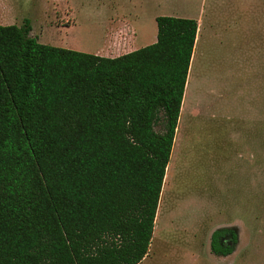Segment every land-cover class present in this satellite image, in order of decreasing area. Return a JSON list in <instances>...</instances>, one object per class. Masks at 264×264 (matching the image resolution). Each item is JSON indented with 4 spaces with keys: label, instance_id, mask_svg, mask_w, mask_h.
I'll list each match as a JSON object with an SVG mask.
<instances>
[{
    "label": "trees",
    "instance_id": "trees-1",
    "mask_svg": "<svg viewBox=\"0 0 264 264\" xmlns=\"http://www.w3.org/2000/svg\"><path fill=\"white\" fill-rule=\"evenodd\" d=\"M155 21V43L116 58L0 26V264L148 257L198 33Z\"/></svg>",
    "mask_w": 264,
    "mask_h": 264
},
{
    "label": "rangeland",
    "instance_id": "rangeland-1",
    "mask_svg": "<svg viewBox=\"0 0 264 264\" xmlns=\"http://www.w3.org/2000/svg\"><path fill=\"white\" fill-rule=\"evenodd\" d=\"M160 16L194 19L198 33L141 264H264V0H0V26L27 21L40 44L101 57L155 43ZM224 230L235 246L214 257Z\"/></svg>",
    "mask_w": 264,
    "mask_h": 264
},
{
    "label": "flooded vegetation",
    "instance_id": "flooded-vegetation-1",
    "mask_svg": "<svg viewBox=\"0 0 264 264\" xmlns=\"http://www.w3.org/2000/svg\"><path fill=\"white\" fill-rule=\"evenodd\" d=\"M220 232L221 235L218 237V244L221 247V249L219 251L229 250L230 252L228 254H223L222 252L216 253L212 249L211 251L214 257H227L232 253V250L236 242V236L234 233L226 230ZM210 248H211V243H210Z\"/></svg>",
    "mask_w": 264,
    "mask_h": 264
},
{
    "label": "bare ground",
    "instance_id": "bare-ground-1",
    "mask_svg": "<svg viewBox=\"0 0 264 264\" xmlns=\"http://www.w3.org/2000/svg\"><path fill=\"white\" fill-rule=\"evenodd\" d=\"M194 62V57H192V60H191V65H190V70H189V72L190 71H192L191 70V68L193 67V65L192 64H194L193 63ZM192 80V79H191ZM189 89V78H188V80H187V85H186V89H185V94H184V98H183V102H182V107H181V113L183 112V107H184V104H185V99H186V96H187V90ZM182 115H184V114H182ZM183 117V116H182ZM183 119V118H182ZM182 119L180 118V121H179V129H178V131H177V136H176V140H175V148L177 147V143H178V140H179V135H180V133H181V125H182V123H181V121H182ZM174 148V150H173V152L176 150ZM175 154V153H174ZM172 168V167H171ZM169 172H170V165H169V167H168V169H166V177H165V179H164V183H165V181L168 179V177H169ZM167 183V182H166ZM165 191V190H164ZM165 195V194H164ZM161 196H162V193H161ZM166 198V197H165ZM166 200V199H165ZM163 201V200H162ZM161 201V202H162ZM163 203V202H162ZM161 207V206H160ZM159 214H162V213H158V215ZM159 217V216H158ZM158 220V219H157ZM155 221H156V219H155ZM155 236V235H154Z\"/></svg>",
    "mask_w": 264,
    "mask_h": 264
},
{
    "label": "crops",
    "instance_id": "crops-1",
    "mask_svg": "<svg viewBox=\"0 0 264 264\" xmlns=\"http://www.w3.org/2000/svg\"><path fill=\"white\" fill-rule=\"evenodd\" d=\"M131 52H132V51H131ZM103 56H105V55H103ZM105 57H107V58H116V57H109V56H105ZM178 129H179V126H177V130H176V133H175V137H174V143H173V148H172L171 157H172V155H173V150H174V148H175V140H176V136H177V131H178ZM169 165H170V164H168V166H167L166 169H168ZM165 177H166V174H165ZM164 179H165V178H164ZM140 264H141V263H140Z\"/></svg>",
    "mask_w": 264,
    "mask_h": 264
}]
</instances>
